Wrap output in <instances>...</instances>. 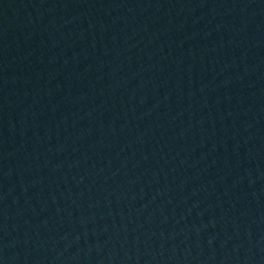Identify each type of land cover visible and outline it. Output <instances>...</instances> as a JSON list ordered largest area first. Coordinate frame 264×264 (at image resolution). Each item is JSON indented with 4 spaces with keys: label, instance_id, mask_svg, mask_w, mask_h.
Segmentation results:
<instances>
[{
    "label": "water",
    "instance_id": "95a60500",
    "mask_svg": "<svg viewBox=\"0 0 264 264\" xmlns=\"http://www.w3.org/2000/svg\"><path fill=\"white\" fill-rule=\"evenodd\" d=\"M0 264H264V0H0Z\"/></svg>",
    "mask_w": 264,
    "mask_h": 264
}]
</instances>
